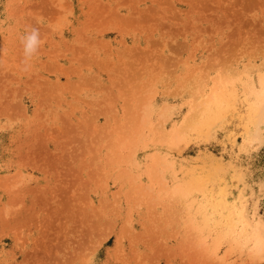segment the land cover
<instances>
[{"label": "rangeland", "instance_id": "obj_1", "mask_svg": "<svg viewBox=\"0 0 264 264\" xmlns=\"http://www.w3.org/2000/svg\"><path fill=\"white\" fill-rule=\"evenodd\" d=\"M0 264H264V0H0Z\"/></svg>", "mask_w": 264, "mask_h": 264}, {"label": "clouds", "instance_id": "obj_2", "mask_svg": "<svg viewBox=\"0 0 264 264\" xmlns=\"http://www.w3.org/2000/svg\"><path fill=\"white\" fill-rule=\"evenodd\" d=\"M21 44L23 48L24 63H27L38 55L39 49L42 45L40 30L37 27H31L21 37Z\"/></svg>", "mask_w": 264, "mask_h": 264}, {"label": "bare ground", "instance_id": "obj_3", "mask_svg": "<svg viewBox=\"0 0 264 264\" xmlns=\"http://www.w3.org/2000/svg\"><path fill=\"white\" fill-rule=\"evenodd\" d=\"M194 111H196V113H198V112H197L198 110H194ZM196 113H195V114H196ZM192 115H193V114H192ZM192 115H191V116H192ZM188 118H189V117H188ZM190 119H191V118H190ZM193 119H194V118H193ZM187 121H188V119H187ZM190 121H191V120H190ZM192 122H193V121H192ZM185 123H188V122H185ZM189 123H190V122H189ZM192 124H193V123H192ZM188 126H189V125H188ZM191 126H192V125H191ZM189 127H190V126H189ZM221 201H222V200H221ZM220 204H222V203L220 202ZM228 215H229V214H228ZM204 216H205V215H204ZM201 217H202V215H201ZM205 217H206V216H205ZM241 217H243V219L245 218L243 214L241 215ZM227 218H228V216L225 217L226 220H227ZM202 220H203V217H202ZM227 221H228V224H229V222L231 223L230 220H227ZM228 224H227V225H228ZM231 226H234V224L231 225ZM229 229H231V228H229Z\"/></svg>", "mask_w": 264, "mask_h": 264}]
</instances>
